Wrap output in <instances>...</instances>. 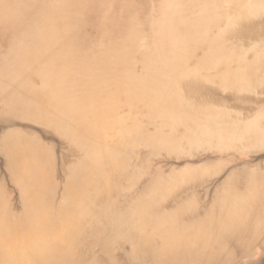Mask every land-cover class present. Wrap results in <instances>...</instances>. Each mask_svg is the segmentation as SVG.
<instances>
[{"label": "bare ground", "instance_id": "bare-ground-1", "mask_svg": "<svg viewBox=\"0 0 264 264\" xmlns=\"http://www.w3.org/2000/svg\"><path fill=\"white\" fill-rule=\"evenodd\" d=\"M90 11L0 0V264H264V0Z\"/></svg>", "mask_w": 264, "mask_h": 264}, {"label": "rangeland", "instance_id": "rangeland-1", "mask_svg": "<svg viewBox=\"0 0 264 264\" xmlns=\"http://www.w3.org/2000/svg\"><path fill=\"white\" fill-rule=\"evenodd\" d=\"M166 1L167 0H89V7L91 9L90 13L93 15H91V17H89L88 20L91 21V19H94L93 17L97 14V12L102 13L104 11L111 10L113 17L115 19H123L125 23H128V22L135 23L134 24L135 27H139V28L141 27V29L143 30L150 31L145 25H143L145 23L144 20L147 18V16L150 13H157L158 9L161 6L165 5ZM132 3L134 4L132 5ZM127 5H130V7H127ZM134 19H137V21ZM131 20H134V21H131ZM90 21L89 23H91ZM112 35L114 39L118 38L119 40L121 38H124V32L122 29L120 30L113 29ZM91 42L94 43V41H91ZM95 43L97 42L95 41ZM58 150L59 149L56 148V152L59 156L60 151ZM153 162L155 163L156 161L153 160ZM10 188H12L11 185H10ZM13 194H14V197H18L16 192H14Z\"/></svg>", "mask_w": 264, "mask_h": 264}]
</instances>
